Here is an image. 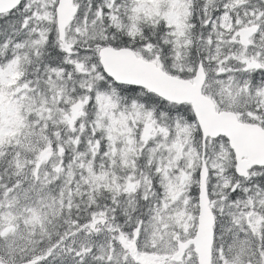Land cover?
Instances as JSON below:
<instances>
[{"label": "rangeland", "instance_id": "obj_1", "mask_svg": "<svg viewBox=\"0 0 264 264\" xmlns=\"http://www.w3.org/2000/svg\"><path fill=\"white\" fill-rule=\"evenodd\" d=\"M198 1L203 23L195 0L79 3L60 49L49 42L57 0H29L0 16V264H25L34 237H47L45 226L63 216L69 230L55 243L57 263L198 264L193 250L171 259L198 227L197 122L185 106L116 85L97 58L117 34L135 41L142 26L163 27L162 47L143 46L152 62L191 78L205 63L204 94L220 111L264 123V0ZM255 25L257 37L241 47L239 31ZM205 160L214 264H263L264 170L238 178L223 139L207 141ZM100 189L112 210L92 214Z\"/></svg>", "mask_w": 264, "mask_h": 264}, {"label": "water", "instance_id": "obj_2", "mask_svg": "<svg viewBox=\"0 0 264 264\" xmlns=\"http://www.w3.org/2000/svg\"><path fill=\"white\" fill-rule=\"evenodd\" d=\"M19 0H0V15L15 9L18 6ZM58 23L61 36H64L66 27L72 21L76 10L72 7L73 0H59ZM257 28H251L243 31L241 42L244 45L248 44V40L257 33ZM100 62L105 73L114 79L117 83L129 86H136L145 88L160 98L176 103L184 104L190 103L197 114V117L202 123L205 135L227 136L233 148L237 152V159L240 162L237 171L240 175L255 165H264V147L257 146L250 149V151H243L242 139L243 136H250L247 133L245 126H238L231 121V118L218 117L213 113L211 103L201 96V88L204 83V75L202 71L198 73L195 80L196 85L192 86L190 83L182 82L168 77L161 70L150 63H145L142 60H137L132 52L127 50L114 51L112 49H104L100 52ZM225 121L227 127L222 131L220 122ZM147 132L150 128L148 127ZM249 158V161H242V158ZM208 173L206 167L201 173L200 186V209L201 215L199 219V232L197 239L192 242L195 244L196 252L199 255V264H212V246L214 241L213 227L215 220L212 212L209 209V200L207 197L206 181ZM191 243L180 245V253L178 260L183 256L185 250Z\"/></svg>", "mask_w": 264, "mask_h": 264}, {"label": "trees", "instance_id": "obj_3", "mask_svg": "<svg viewBox=\"0 0 264 264\" xmlns=\"http://www.w3.org/2000/svg\"><path fill=\"white\" fill-rule=\"evenodd\" d=\"M196 14H198L196 12ZM200 15L201 18V14H198V16ZM199 18V19H200ZM158 30V28H157ZM161 35V31H155L152 35L150 32H146L144 31V43H150L152 45L155 46H159L160 45V36ZM127 44V38L125 37H120L119 39H117V43L116 46L120 47V48H124L126 47ZM4 189V188H3ZM107 205H103L102 208L99 209H107ZM99 209H96L95 207V212H98ZM90 212H93V210H90ZM74 218V223L76 224V226H80L82 220L78 219L75 215H73ZM47 231H48V239H44L43 236H37L34 239V243L33 246L35 247V249L41 251L40 255L41 259L39 261L38 264H60L57 263L55 261V259L57 258L54 254H53V248L55 247V243L58 241H61L63 238H65V224L63 223L61 226H59L57 223H53L50 224L49 226H47ZM77 264H87L86 260H83L81 262H78Z\"/></svg>", "mask_w": 264, "mask_h": 264}]
</instances>
